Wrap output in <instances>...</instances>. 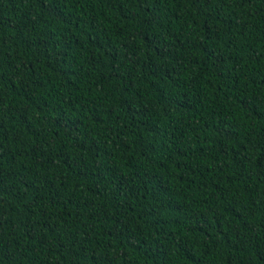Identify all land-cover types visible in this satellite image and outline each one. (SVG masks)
I'll list each match as a JSON object with an SVG mask.
<instances>
[{"label":"trees","instance_id":"1","mask_svg":"<svg viewBox=\"0 0 264 264\" xmlns=\"http://www.w3.org/2000/svg\"><path fill=\"white\" fill-rule=\"evenodd\" d=\"M0 264H264V0H0Z\"/></svg>","mask_w":264,"mask_h":264}]
</instances>
